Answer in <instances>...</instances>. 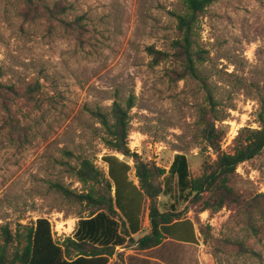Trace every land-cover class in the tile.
I'll use <instances>...</instances> for the list:
<instances>
[{
  "label": "rangeland",
  "instance_id": "obj_1",
  "mask_svg": "<svg viewBox=\"0 0 264 264\" xmlns=\"http://www.w3.org/2000/svg\"><path fill=\"white\" fill-rule=\"evenodd\" d=\"M34 2L49 9L59 3L66 10L37 18L24 0H0V81L20 91L37 85L40 100L38 108L24 100L7 102L14 130L5 126L0 108V227L14 233L18 225L45 218L56 243L72 237L87 211L53 186L84 192L70 169L78 157L92 161L105 178L102 157L124 159L103 145L100 125L90 114L106 113L114 101L134 103L130 151L166 171L174 155L183 154L191 178L216 158L201 136L199 115L209 109L206 91L214 99L215 127L224 133L222 151L232 152L241 129L264 124V0H214L202 13L196 46L203 83L187 75L179 80L180 67L171 57L174 15L182 13V0ZM150 48L167 57L154 62ZM124 160L137 185L133 161ZM168 182L170 191L157 204L160 212L179 215L171 234L152 249L133 243L116 248L107 264H264L263 209L199 212V206L175 199V180ZM230 185L243 206L264 202V149L236 168ZM146 207L140 204L133 241L150 233Z\"/></svg>",
  "mask_w": 264,
  "mask_h": 264
},
{
  "label": "trees",
  "instance_id": "obj_2",
  "mask_svg": "<svg viewBox=\"0 0 264 264\" xmlns=\"http://www.w3.org/2000/svg\"><path fill=\"white\" fill-rule=\"evenodd\" d=\"M214 0H182V13L175 14L176 38L171 44V57L180 67L177 74L201 80L197 66L201 63V55L196 46L199 31V18ZM35 17L43 14H64L66 7L55 3L49 9L36 4L34 0H24ZM153 61L158 63L167 57L165 53L149 49ZM2 72L0 69V79ZM37 85H30L24 91L13 85L0 81V108L6 117L4 124L8 129L17 128V123L9 111V103L24 100L38 108L40 101ZM208 111L202 110L199 122L202 127L201 136L205 149H211L216 155L212 163L203 167V172L191 178L188 160L183 154L174 155L166 171L155 164L140 160L136 153L128 147L129 112L133 108V100L127 99L123 105L114 101L105 112L91 111L90 114L100 125L103 145L124 159H131L137 185L128 178L131 167L126 161L115 156H104L102 161L107 165V177L99 171L87 158L78 157L76 167H70L74 176L85 190L74 194L60 184L53 187L65 199H75L83 204L87 216L79 217L72 237L66 238L62 244L56 243L51 234L49 221L37 218L29 225H18L20 229L14 233L7 225L0 227V264H107L116 248L133 243L139 250H148L160 245L162 240L171 234L175 221L179 216L173 212H160L157 200L168 194L169 180H175L176 196L182 202H190L199 206V212L217 213L222 208L231 206L251 211L252 207L264 210V202L252 201L242 205L239 195L230 185L236 168L257 156L264 149V124L258 129H241L233 140V150L226 153L220 149L224 136L215 127V104L212 95L206 91ZM213 118V119H210ZM264 198V195H262ZM140 204L147 205L150 233L133 241L132 235L140 230ZM144 208V207H143ZM174 209V207H172ZM172 209V210H173ZM240 252H247L240 241H233Z\"/></svg>",
  "mask_w": 264,
  "mask_h": 264
}]
</instances>
